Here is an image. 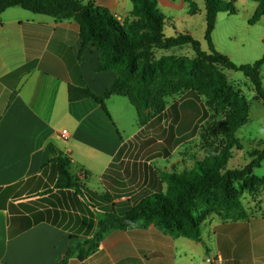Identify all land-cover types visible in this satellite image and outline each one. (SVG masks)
I'll list each match as a JSON object with an SVG mask.
<instances>
[{"label": "crops", "instance_id": "crops-1", "mask_svg": "<svg viewBox=\"0 0 264 264\" xmlns=\"http://www.w3.org/2000/svg\"><path fill=\"white\" fill-rule=\"evenodd\" d=\"M79 1L94 10H106L120 24L134 19L130 0ZM156 2L165 19V36L170 28L173 36L183 33L193 38L194 25L199 22L204 37L202 0L195 2L196 15H189L186 0ZM237 3L244 4L247 15L253 16L257 8L254 2ZM262 20L264 17L257 23ZM100 60V50L83 43L72 19L57 21L20 8L0 14V264H59L75 239L92 237L97 215L106 207L89 205L73 190L54 189L56 172L49 163V144L71 161L69 173L86 190L108 193L121 211L146 196L159 194L143 191L140 199L132 202L135 193L125 175V147L140 129L124 139L109 108L114 98L125 97L113 96L105 101L108 115L91 99L68 101L69 86L86 87L96 96L111 88L116 75L111 70L97 71ZM34 62L30 72L15 74ZM172 119L178 138V122ZM247 123L236 132L243 149L232 154L234 158L243 153V166L249 162V150L243 146L245 138H240V130ZM62 131H66V139L60 136ZM167 140L175 149L176 143ZM247 142L254 146L253 151L264 149V134L250 135ZM156 144L151 145L149 166L172 153L159 156ZM112 162L116 171L108 184L115 183L109 187L102 182V175ZM262 168L264 162L253 176L264 179V174L256 173ZM165 173L154 176L162 182ZM93 177L98 180L97 188L91 186ZM243 207L246 217L238 220L206 216L200 223L199 242L171 237L152 226H137L110 232L94 254L82 262L69 258L66 264H264V188L248 198Z\"/></svg>", "mask_w": 264, "mask_h": 264}, {"label": "trees", "instance_id": "trees-1", "mask_svg": "<svg viewBox=\"0 0 264 264\" xmlns=\"http://www.w3.org/2000/svg\"><path fill=\"white\" fill-rule=\"evenodd\" d=\"M130 1L133 5L131 16L134 19L120 24L106 10L83 6L79 0H0V14L10 8H20L57 21L72 19L78 26L83 43H91L100 50L101 60L97 71H113L116 75L113 85L100 96L86 87L69 86V102L91 99L108 115L105 101L113 96L125 97L134 108L141 128L167 113L178 122L175 128L178 138L187 136L206 112L220 115L219 120L203 127V158L195 159L193 167L180 174H162V180L166 183L165 193L146 196L122 211L113 204L108 193L97 194L86 190L69 173L71 161L62 158L53 145H47L46 150L51 156L49 163L56 172L54 189L73 190L93 207L106 205L97 215L92 237L82 241L75 239V243L67 250L66 258L59 264H66L69 258L82 262L99 249L110 232L125 231L137 226H152L171 237H184L199 242L200 223L205 217L197 216L199 201L210 206L209 211L215 212L222 221L238 220L245 218L246 213L234 184L242 186L241 191L251 196L264 188V179L253 176V171L264 162V149L249 153V162L242 168H226L233 149H243L236 138V132L248 121L249 105L245 98L228 85L221 71L242 73L249 81L255 99L264 105V84L260 73L264 55L252 64L237 66L218 53L212 41L217 15L222 12L235 15L236 0H202L205 7L203 40L206 51L202 50L199 41L188 34L172 37L164 35L165 19L157 8L156 0ZM186 1L190 8L189 15H196L197 0ZM250 1L257 5L249 21L255 24L264 17V0ZM185 46L191 48L193 58L156 59L157 52ZM34 68L35 62L19 68L15 74L22 75ZM178 94H183L182 101L167 107L165 99ZM201 96L207 100L205 104ZM214 139L218 141L217 144L209 142ZM155 149L161 153L159 156L167 157L174 146L166 139L157 143ZM115 171L116 164L112 162L102 175L105 186L110 187L115 183L108 184Z\"/></svg>", "mask_w": 264, "mask_h": 264}, {"label": "rangeland", "instance_id": "rangeland-1", "mask_svg": "<svg viewBox=\"0 0 264 264\" xmlns=\"http://www.w3.org/2000/svg\"><path fill=\"white\" fill-rule=\"evenodd\" d=\"M234 7L236 9L235 15L230 16L222 13L218 16V20L216 19L212 41L215 50L226 56L233 64L237 66L252 64L264 55V22L250 24L249 21L252 16L247 15L244 4L237 3L234 4ZM165 34L168 37L173 36L172 29L168 28ZM193 39L200 42L202 50H207L206 43L203 40L201 23L199 24V22L194 25ZM155 56L156 59L163 57H186L191 59L194 57V53L189 46H185L181 49L175 48L169 51H160ZM261 72L264 75V66H262ZM221 73L225 76L228 85L233 91L238 92L245 98L249 105L248 123L240 130V138H242V135L245 138L243 146L246 150H249L247 151L248 155L253 151L252 148L254 146L249 145L247 138L250 135L264 134V105L259 100L254 99L255 93L242 73L231 70H222ZM183 98V94H178L166 98L165 102L167 107H169L173 103H180ZM200 99L203 104L207 102L202 96ZM109 108L124 139L132 136L137 129H140L137 132L139 134L136 137L135 134L131 138L129 145L125 147L127 154L124 161L125 175L135 193L132 197L133 203L140 199L143 191L146 193L166 192V183L158 180L154 176L155 174H160L161 171L169 174H180L184 170H190L195 159L203 158L205 155V150H203L204 141L202 139L203 127L220 119V113L218 114L219 116H214V112L208 111L187 136L175 138L174 126L176 122L167 113L154 118L147 127L141 128L138 125L136 112L127 98H114L109 103ZM165 139H170L176 143L174 151H172L169 158L149 166L147 162L150 160L152 153L151 145L154 142H163ZM209 142L212 144L218 143L215 139L209 140ZM233 153H235V149H233ZM244 159L246 157L240 152L228 162L226 168L228 170L240 169L243 166ZM70 171L74 173L75 169L71 168ZM256 173L261 176V174H264V168ZM91 186L97 188V178L93 177L91 179ZM234 187L237 190L240 201L244 205L247 199L251 198V195L243 193L240 189L242 186L234 184ZM209 210L210 206L204 202L199 201L197 203V216L203 218L211 214L216 215L215 212Z\"/></svg>", "mask_w": 264, "mask_h": 264}, {"label": "built area", "instance_id": "built-area-1", "mask_svg": "<svg viewBox=\"0 0 264 264\" xmlns=\"http://www.w3.org/2000/svg\"><path fill=\"white\" fill-rule=\"evenodd\" d=\"M61 138L66 139V131H62L60 134Z\"/></svg>", "mask_w": 264, "mask_h": 264}]
</instances>
